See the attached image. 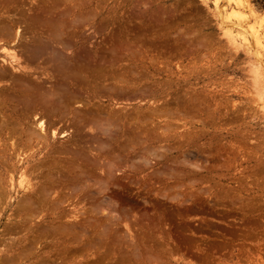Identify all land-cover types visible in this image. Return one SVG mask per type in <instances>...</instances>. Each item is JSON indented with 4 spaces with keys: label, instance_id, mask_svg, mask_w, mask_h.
<instances>
[{
    "label": "rangeland",
    "instance_id": "374dc122",
    "mask_svg": "<svg viewBox=\"0 0 264 264\" xmlns=\"http://www.w3.org/2000/svg\"><path fill=\"white\" fill-rule=\"evenodd\" d=\"M0 8V23L5 21L0 24L5 25L0 27L1 67L34 68L21 57L25 45L34 50L54 39L84 42L81 52L57 46L63 55L73 50L82 56L74 64L88 85L82 97L71 100L74 113L56 121L55 143L71 144L80 133L70 126L74 114L95 116L83 133H95L101 142L89 136L88 145L110 154V163L115 160L124 171H114L101 184L103 199L120 208L117 216L94 215L87 202L74 206L82 214L55 222L45 211L0 214V264H264V0H1ZM4 27L12 35L8 41ZM39 70L49 88L51 72ZM131 90L137 93L130 96ZM47 117L45 124L55 123L56 117ZM130 148L135 149L134 177L123 160ZM94 150L89 154L96 155ZM32 152L27 147L20 158ZM18 162V168L25 165ZM16 175L14 186L6 188L12 209L27 182H35ZM59 192L50 198L58 199ZM61 199L58 207H67L68 200ZM70 221L77 223L76 231L86 223L95 230L69 241L60 225L68 227ZM93 231L102 234L93 237L100 242L92 239ZM87 238L92 244L81 248ZM129 244L136 247L133 252Z\"/></svg>",
    "mask_w": 264,
    "mask_h": 264
},
{
    "label": "bare ground",
    "instance_id": "6f19581e",
    "mask_svg": "<svg viewBox=\"0 0 264 264\" xmlns=\"http://www.w3.org/2000/svg\"><path fill=\"white\" fill-rule=\"evenodd\" d=\"M4 3H5V0H4ZM53 6H52V8H53ZM1 8H3V6H1ZM9 10H12V9H9ZM45 14H44V16H45ZM3 22H5V21H2V23ZM2 23H0V24L2 25ZM35 23H36V21H35ZM1 25H0V27L5 26V25H3V26H1ZM7 28H9V27H6V28L4 27V30H5L4 35L6 36L5 38L8 41V40L12 39V37H11L12 35H10L11 32L9 31L10 32L9 33ZM2 29L0 28L1 33H3ZM23 38H22V40H23ZM60 40H61V38H60ZM65 40H67V39H65ZM65 40L60 42V41H56L54 39V41L53 40L48 41V42L45 41V43L43 41L42 43H44V44L42 46H39V47H38V45H36L34 43V48L37 46L36 49H34V50H32L31 48H26V45H25V49L27 51H25V54L21 57L23 58V62H26V65L34 66V68H32V69H29V70L26 69L27 71H24V70L20 69L21 67H19L18 65L16 67H14L15 66L14 65L13 69L10 70V69H7V68L0 66V81L1 82L3 80L9 81L7 84L5 83L6 85H4L0 82L2 84V85H0V207H2V205H5L3 208H0V214L2 216L3 215L11 216L10 214L21 215L22 213H24L23 216H27V215L32 216L33 214H37V213H41V212L45 211L46 215L51 216V221L55 222V220H58L62 217L65 219V216L70 217V215H72V214L77 215L78 213H80L79 209L76 210L77 207L75 205L76 204L78 205L79 203H82V202H87L88 204L91 205V207H93V208L89 209V212L94 214V215H101V216L103 215V216L108 217L109 215L113 216V215H115V213L119 212L120 208L118 210L114 209L111 205H109L108 202H106L103 199L102 189H101L102 185L101 184L103 182H105L106 179L111 177L112 174L114 173V171H117V170L123 171L122 170L123 166L121 164H118V166H120V167H118V166L116 167L115 160H113L115 166L113 165V163H110V161H112V157H110V154H104V152L100 148H98L95 151L93 149V145H95V144L94 143L92 144V142H89V145H88V143H87L89 140L86 137H89L90 135H86L83 133L84 129H86V127L89 124H91L90 123L91 119H94L95 116H94V118L90 119L87 117L89 115H86L85 113H84L85 115L84 114L80 115V113L74 114V116H72L73 117L71 119L72 124L70 126L71 127L74 126L75 128H77L80 131V133L77 132L78 135L75 134L77 136L72 140V143H71L72 145L71 144H68V145L67 144L66 145L60 144V145L56 146L58 141L55 143V140H56L55 137H56V134L58 133L57 129L54 128L55 124H57L56 121L58 120V122H59V120L61 118L64 119L65 116H68L69 112H70V114L72 113L71 112L72 110H70L71 100L72 99L75 100L78 96H80L81 93L84 91V89L82 87L84 85H88L86 83V82H88V79L85 76H82V73L80 71L82 69H78V70L76 69V65H77L76 63H78V62H76L75 60L79 56L76 57L73 50H72V52L67 51L70 54L67 53L66 55H63V53H66L63 51L67 50V49L71 51L72 48H74V49L77 48V49H80V50H78L80 52H81V49H82V51L85 50V49H83L84 42L83 43L82 42L81 43L74 42V41H71L72 39H70V41H68V40L65 41ZM77 41H79V40H77ZM5 43H7V42H5ZM58 45L60 48H63L62 49L63 51L58 50V47H57ZM100 45H101V43H100ZM32 48H33V45H32ZM26 52H28V53L26 54ZM87 56H89V55L87 54ZM81 57H79V58H81ZM85 58H87V57H85ZM88 59H85V60L88 61L89 63H91L92 60L91 59L88 60ZM103 59H102V61H103ZM15 60H17V59H15ZM104 60L108 61L106 59H104ZM74 62H76V63L74 64ZM104 63H108V62H104ZM7 64H8V62H7ZM102 64L103 63H101V65ZM112 64H113V62H112ZM100 66H97L98 70H99ZM101 67L104 70L106 66H104V67L101 66ZM38 69L51 72L52 81H51V83L49 82V84H50L49 88L44 87L45 83L43 81H45V80H43V81L40 80L41 75H39V74H41V73H38L36 71ZM107 69H108V67H107ZM107 69H105V70H107ZM104 71L101 72V70H100L101 73H104ZM108 71H109V69H108ZM90 72H92V71H90ZM93 73L100 75L99 71H98V73L93 71ZM34 74H36V75H34ZM133 78H135V76ZM41 79H42V77H41ZM101 79H103V78H101ZM100 80H99V82H100ZM92 81L95 82L94 79ZM133 81H135V79H132L130 82H133ZM101 82H103V81L101 80ZM89 84H90V82H89ZM135 85H136V83H135ZM45 86H47V84ZM109 86H112V85H109ZM92 87H91V90H92ZM86 89H89V88L86 87ZM91 90L89 89V91H91ZM89 91H87V92H89ZM138 91H140V90H138ZM95 93H96V91H95ZM136 93H135V91L134 92L132 91V93H130V94L128 93V94L130 96H134ZM140 93H141V91H140ZM84 96L85 95H83V97ZM80 97H82V95ZM80 97H79V99H80ZM115 97L118 98V96H115ZM85 99L87 100L88 98H85ZM90 99H92V101H93L95 98H89V100ZM91 110L89 112L92 114ZM89 112L87 111L86 113H89ZM93 112H95V111H93ZM48 115H50V116L53 115L54 118L56 117V120L54 119L55 123L54 122L51 123V121H50L47 124H45L43 118L45 119V117H47ZM108 115H107V118L105 117L106 120L109 118ZM50 116H48L47 118H49ZM102 118H103V116H102ZM95 119H97V118H95ZM112 119H114V118H112ZM112 119L109 118L108 122H109V120H112ZM99 120H100V118H99ZM46 122H47V120H46ZM112 122H115V119H114V121L112 120ZM112 122H109V123H112ZM29 123H31V124L35 123V125H36L35 127H37V128L35 130L34 129L31 130L30 128H32V127L28 126ZM59 123H62V122H59ZM92 124H93V122H92ZM106 124H108V123H106ZM58 126H59V124H58ZM75 128H74V130L77 131V129H75ZM98 128H100V127H98ZM37 129H38V131H37ZM95 129L97 131L96 127H95ZM56 131H57V133H56ZM98 133L100 135V132H98ZM101 133H103L105 135L104 132H101ZM94 134H92V136H90L89 139L93 140L98 145L101 142V139H99L100 137L97 134L96 135H94ZM128 134H130V133H128ZM72 137H74V136H72ZM106 137H105V139L107 142L109 140H107ZM103 140H104V138H103ZM66 143H68V142H66ZM103 143H105V142H103ZM86 144H87V146H86ZM131 145H133V144H131ZM96 146H94V147H96ZM27 147H29L30 151H33V152L31 154H29L26 158L23 157L24 159H21L20 154L22 152H24V149L26 150ZM134 148L133 149L130 148V150L131 149L132 150L128 151L129 153L123 157L124 162L128 163L130 165L128 171L130 172V175H132L133 177H134V175L136 176V172H137L136 171V165L134 164L135 149H136V148L135 149ZM92 149L95 152H97L96 155H94L95 153L92 155L89 154V152L93 151ZM136 151H137V149H136ZM18 161L24 162L25 165L23 166L21 164L22 166L20 168H18V166H17V164L19 163ZM62 163L64 165L69 164V167H64V165H63V167H61ZM59 165H60V167H59ZM66 168H68V169H66ZM69 168H71V169H69ZM127 168H128V166H127ZM63 169H66V170L63 171ZM14 174L15 175L17 174L19 179H22V177L25 178L24 176H29V177L33 178L35 182L34 183L27 182L28 186L26 187V189L24 188V190H26V191H23V195L21 197H17V199H16L17 200V207L15 209H12L11 208L12 204H9L8 203L9 201H6L8 198V193H9V192L7 193L6 188L8 186L11 187V185L14 186L13 185L14 184ZM124 175H125V173H124ZM133 177H132V179H134ZM19 181H21V180H19ZM59 190L61 191V192H59L60 194H58V195H60L59 198L58 199L57 198L51 199L50 197H52V196L55 197V195H57L56 194L57 191H59ZM9 198L11 199V197H9ZM61 198L68 200V204H67L68 209L65 206H64L65 208L61 207V206L58 207L59 203L63 204V201H61L62 200ZM21 203L24 204L23 207H22V205L20 207L19 204H21ZM42 203L44 206H38L39 204L42 205ZM34 204L37 205V207H35ZM54 204H56L57 207H52V205H54ZM31 205L34 206L33 207L34 209L28 208V206H31ZM86 210H88V208ZM82 213H80V214H82ZM125 213H127V212H125ZM119 214H121V211ZM52 216H54V217H52ZM115 216H117V215H115ZM109 219H107V221ZM70 222H72V223H68V224H70V226L68 225V227H66L64 225H60V226H63V228H62L63 232H65L66 234H69V241L71 240V238L73 241L74 240L76 241V237L79 240L78 234L80 232L81 233L84 232L83 235L87 234L88 228L91 230H95V226L93 224L90 225V224L86 223V225L84 224V226L81 225L80 227H78V229L76 231L75 228L78 226L77 223H74L73 221H70ZM19 224H21V223H19ZM48 224H51V223H47L45 225H47L48 227H51L52 229L50 228V230L53 231V227L56 224L53 223V225H54L53 227H52V225L49 226ZM87 224H88V227H87ZM96 224H98V223H96ZM42 226H44V225H42ZM40 227L41 226H39V228ZM55 228L57 231L56 226H55ZM42 229L44 230V228H42ZM39 231H40L39 234H42L41 230H39ZM47 231H49V230H46L45 232L47 233ZM154 232H155V230H154ZM150 233H152V231ZM53 234L49 233V235H53ZM90 235L92 236V239H93V237L97 238L96 237L97 235H100L102 237V234L94 233V231H93V235H92V233H90ZM42 236L43 235H41L40 237L42 238ZM70 236H71V238H70ZM86 237H90L89 234ZM149 237H150V235H149ZM149 237H147V238H149ZM47 238H48V235H47ZM47 238H45V239H47ZM95 238L93 239V240H95L94 241L95 243H96V241H97V243L100 242L99 240H97ZM66 239L68 240V238H66ZM85 240H87V241H83L85 246L84 247L81 246V248H84V249H85V247H88L91 243L90 238H87ZM104 240H106V239H104ZM144 240H145V238H144ZM35 242H37V238H36ZM148 242H151V241H148ZM158 242H159V240H158ZM62 243H63V241H62ZM140 243H142V242H140ZM19 244H20V242H19ZM146 244L144 243L143 247ZM9 245L7 246L8 248H9ZM31 245H28V246L26 245V246H27V248L28 247L32 248ZM58 245H61V244H58ZM11 246H10V248H11ZM127 246H130V244ZM135 246H137V243ZM23 247H24V245L22 246V248ZM53 247H55V246H53ZM130 247H131L130 252H133V250L136 248V247L134 248L133 246H130ZM141 247H142V245H141ZM20 249H21V247H20ZM42 249H44L43 246H42ZM123 249H124V247H123ZM146 250H148V249H146ZM158 250H159V248H158ZM78 251H80V250L78 249ZM118 252H119V250H118ZM118 252H117V254H118ZM136 252H138V251H136ZM155 252H157V251H155ZM161 252H164V251H161ZM34 253H35V251H34ZM57 253L55 254V256L56 257L60 256V255H57ZM49 254H47L45 258L43 256V254L41 256H43V259L48 261L50 259V256L52 255V254H50V255ZM129 254L131 256H133V254H131V253H129ZM37 256H40V255L37 254ZM118 256H119V254H118ZM139 256H140V254H139ZM152 256H154V255H152ZM53 257H54V255H53ZM56 257H54V258H56ZM61 257H63V256L61 255ZM123 257H125V256H123ZM140 257H142V255ZM155 257L157 258V255H155ZM161 257H163V256H161ZM13 258H15V257H13ZM24 258H26V257H24ZM57 258H58L57 260L61 259L59 257H57ZM126 258H127V255H126ZM156 258L154 260H156ZM5 259H6V257H5ZM19 259H20V257H19ZM43 259H40V260H42V262H44ZM131 259H133V258H131ZM38 260H39V258H38ZM33 261L34 260L31 259L30 263ZM122 261H123V259H122ZM142 263H143V261H142ZM38 264H42V263H40V261H39ZM47 264H50V263L48 262ZM109 264H111V263H109Z\"/></svg>",
    "mask_w": 264,
    "mask_h": 264
}]
</instances>
